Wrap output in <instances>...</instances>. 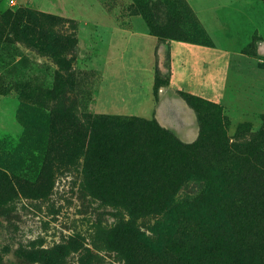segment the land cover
<instances>
[{
	"label": "rangeland",
	"instance_id": "obj_1",
	"mask_svg": "<svg viewBox=\"0 0 264 264\" xmlns=\"http://www.w3.org/2000/svg\"><path fill=\"white\" fill-rule=\"evenodd\" d=\"M7 12L0 22V264H264V236L252 232L264 228L255 214L261 196L240 217L250 232L239 237L213 205L230 187L220 170L234 155L264 149V0H0V16ZM170 40L198 46L196 56L210 61L189 76L202 84L210 71L211 98L184 90L176 77L167 89ZM180 91L200 99V116ZM182 104L198 125L191 141L170 128L181 124L168 107ZM87 113L155 118L182 143L195 142L203 128L209 143L185 159L193 169L175 167L168 192L147 197L150 209L135 225H120L132 215L119 183L87 176L83 150L67 144L70 117ZM42 249L51 261L31 258Z\"/></svg>",
	"mask_w": 264,
	"mask_h": 264
},
{
	"label": "trees",
	"instance_id": "obj_2",
	"mask_svg": "<svg viewBox=\"0 0 264 264\" xmlns=\"http://www.w3.org/2000/svg\"><path fill=\"white\" fill-rule=\"evenodd\" d=\"M24 13L29 16L35 12L26 9ZM9 15H11L9 12L2 14L0 22L3 23L4 19L7 22L6 18ZM180 93L189 104L195 107L200 116L195 105L199 98L185 91ZM210 104L218 108L217 105ZM70 118L71 130L67 144L71 150H83L85 174L87 176L103 175L106 179L120 185L118 191L123 199H126V205L132 215L130 219L121 218L120 225H135L134 217L138 212L150 209L151 203L147 201V197L160 196L168 192L170 185L167 182L174 176L175 167L189 166L193 169L194 166L190 162H185V159L189 160L209 143L208 133L204 132L203 128L195 142L182 143L155 118L90 113L85 114L83 119L75 115ZM224 119L221 115L219 123L224 122ZM214 141V145L217 146L221 138L215 136ZM213 149L218 152L223 150L218 147ZM260 157H264V149L256 147L250 152V157L247 154L242 157L234 155L232 158L234 161L229 168L220 170L221 176L230 181V187L223 191V195L219 193L215 195L213 205L217 215L218 213L228 215L229 218L226 220L229 221V225H232L228 231L232 236H244L250 232L246 229L248 227H241L244 222L240 217L250 209V200L256 201L253 206L257 208L256 199L260 196L263 207L260 206L255 214L260 222L258 224L264 225V161ZM206 171L203 174H206ZM161 177L166 180L161 181ZM229 193L234 194L233 199L230 198ZM162 203L163 201H157L153 203V206L159 208ZM130 231L134 235L137 233L134 228ZM252 232L264 236V228ZM239 245L240 243L236 244V246ZM50 253L49 250L42 249L38 252L39 257L31 258L51 261ZM173 264H202V262L176 260Z\"/></svg>",
	"mask_w": 264,
	"mask_h": 264
},
{
	"label": "crops",
	"instance_id": "obj_3",
	"mask_svg": "<svg viewBox=\"0 0 264 264\" xmlns=\"http://www.w3.org/2000/svg\"><path fill=\"white\" fill-rule=\"evenodd\" d=\"M203 18L207 21L210 20V17L206 13ZM207 31L209 32V34L212 35L208 23ZM169 44L172 50V65L174 73L172 77V82L167 86V89L170 88L172 83H174L173 79L174 77H176L175 81L177 83H182L184 90L202 94L205 97L211 98L214 95V92L212 93L210 90V71L207 72L209 74L205 76L206 82L202 84H200L199 82H193V78L189 76V71L196 63H210V61L204 60V58L202 59L201 56L197 57L196 51L197 49H199V47L187 41L170 40ZM176 49L178 51H176ZM129 106L130 110L133 112V110H135V105L131 104ZM168 108L170 113L176 115V120L181 124V127L179 129H176V127L170 128L175 129L176 133H178L180 137H182L184 140H193L198 134V125L196 122L195 113L189 107L183 104L181 105L180 110L174 105H170Z\"/></svg>",
	"mask_w": 264,
	"mask_h": 264
}]
</instances>
